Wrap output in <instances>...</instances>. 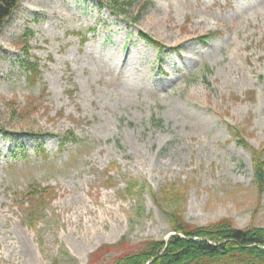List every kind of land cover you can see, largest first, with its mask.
I'll return each mask as SVG.
<instances>
[{"label":"rangeland","instance_id":"obj_1","mask_svg":"<svg viewBox=\"0 0 264 264\" xmlns=\"http://www.w3.org/2000/svg\"><path fill=\"white\" fill-rule=\"evenodd\" d=\"M112 5L19 0L0 28V264H109L167 238L171 184L189 223L264 227V0ZM30 184L50 189L34 227Z\"/></svg>","mask_w":264,"mask_h":264},{"label":"trees","instance_id":"obj_2","mask_svg":"<svg viewBox=\"0 0 264 264\" xmlns=\"http://www.w3.org/2000/svg\"><path fill=\"white\" fill-rule=\"evenodd\" d=\"M113 1L119 11L113 5L111 11L118 14L126 13L127 7L134 0ZM18 2L19 0H0V28L17 7ZM148 4L145 2L139 11ZM212 35L214 34L208 33L203 37L208 39ZM139 37L145 42L157 46L159 53L163 52L162 44L147 33L139 32ZM206 39L203 38V41ZM23 65L29 73L28 80H32V76L38 72L37 64L26 62ZM230 131L238 137L243 145H247L242 137L241 129L230 126ZM64 138L67 139L68 137L65 136ZM252 151L254 182L258 192L262 193L264 190V148L263 150ZM132 181L136 182L135 180ZM133 183L127 184L126 191L131 192L133 191L132 186L133 188L137 187ZM47 189L50 190L49 186L30 184L24 193L15 195L16 199H20L16 205L24 210V213H27L24 215L33 227L35 224L31 220L35 211H31L32 209L42 210L44 203H41L39 199L48 196L49 191ZM184 197V192L175 188L173 184L160 194H154L156 204L168 218L171 231L174 234L168 238L143 240L135 248L115 256L109 264H264L263 226L238 227L226 217L206 225L189 223L180 214V204ZM111 247L107 246L108 249Z\"/></svg>","mask_w":264,"mask_h":264}]
</instances>
